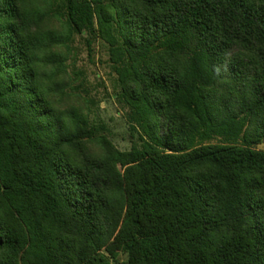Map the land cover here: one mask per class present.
I'll list each match as a JSON object with an SVG mask.
<instances>
[{
	"label": "trees",
	"instance_id": "obj_1",
	"mask_svg": "<svg viewBox=\"0 0 264 264\" xmlns=\"http://www.w3.org/2000/svg\"><path fill=\"white\" fill-rule=\"evenodd\" d=\"M108 46L138 142L69 74ZM264 0H0V264H264Z\"/></svg>",
	"mask_w": 264,
	"mask_h": 264
},
{
	"label": "rangeland",
	"instance_id": "obj_2",
	"mask_svg": "<svg viewBox=\"0 0 264 264\" xmlns=\"http://www.w3.org/2000/svg\"><path fill=\"white\" fill-rule=\"evenodd\" d=\"M87 36L75 35L68 54L69 74L75 80V92L82 98L94 124L105 123L113 143L121 150H129L138 142L132 135L126 118V109L115 96L116 75L109 61L108 46L101 39L89 46ZM264 148V145L261 146ZM126 260L121 254L119 263Z\"/></svg>",
	"mask_w": 264,
	"mask_h": 264
}]
</instances>
